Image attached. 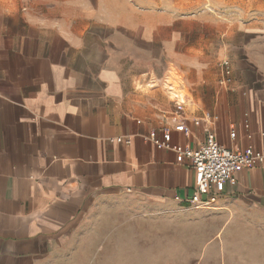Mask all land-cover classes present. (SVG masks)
<instances>
[{
	"label": "crops",
	"instance_id": "obj_1",
	"mask_svg": "<svg viewBox=\"0 0 264 264\" xmlns=\"http://www.w3.org/2000/svg\"><path fill=\"white\" fill-rule=\"evenodd\" d=\"M208 126L264 150V0H0V264H68L50 255L118 200L237 217L227 264H264V161L195 209L192 167L148 139Z\"/></svg>",
	"mask_w": 264,
	"mask_h": 264
},
{
	"label": "rangeland",
	"instance_id": "obj_2",
	"mask_svg": "<svg viewBox=\"0 0 264 264\" xmlns=\"http://www.w3.org/2000/svg\"><path fill=\"white\" fill-rule=\"evenodd\" d=\"M110 204L103 206L88 240L77 234L50 256L66 258L68 264H227V235L238 240L235 229L227 234V224L239 225L238 218L227 214L190 208L183 213L142 211L123 200ZM235 247L233 252L243 250L239 243ZM246 251L255 253L249 245Z\"/></svg>",
	"mask_w": 264,
	"mask_h": 264
},
{
	"label": "built area",
	"instance_id": "obj_3",
	"mask_svg": "<svg viewBox=\"0 0 264 264\" xmlns=\"http://www.w3.org/2000/svg\"><path fill=\"white\" fill-rule=\"evenodd\" d=\"M223 82L228 79L230 67L228 60H223ZM183 109V102L177 100L173 113L174 129L184 134H188L184 122L177 119L176 113ZM204 117L208 122L217 120L216 115L206 112ZM195 120V124H199ZM235 133L231 132L230 137ZM148 139L156 148H166L174 150L176 162L187 164L194 171V188L188 198L189 205L195 209H208L215 197L222 193L227 183L235 184L237 174L243 169L252 168L264 161V150H257L249 146L243 150L228 149L221 145L211 126L205 128V141L198 147L193 148L189 145H173L171 143V130L164 128L162 136L158 137L156 130L152 129L148 134Z\"/></svg>",
	"mask_w": 264,
	"mask_h": 264
},
{
	"label": "bare ground",
	"instance_id": "obj_4",
	"mask_svg": "<svg viewBox=\"0 0 264 264\" xmlns=\"http://www.w3.org/2000/svg\"><path fill=\"white\" fill-rule=\"evenodd\" d=\"M169 83H170V82H169ZM169 83H168V84H169ZM164 84H165V83H164ZM166 84H167V83H166ZM168 84H167V85H168ZM167 85H166V86H167ZM168 87H170V86L168 85ZM171 88H173V90H174V87H171ZM169 90H171V89H169ZM176 91H178V90H176ZM176 91L174 90V92H176ZM178 92H179V91H178ZM178 92H177V94H178ZM182 92H183V91H182ZM172 93H173V92H172ZM172 93H171V94H172ZM173 94H174V96H175V93H173ZM179 94H181V93H179ZM177 96H178V95H177ZM180 96H181V95H180ZM171 97H172V96H171ZM181 97H182V96H181Z\"/></svg>",
	"mask_w": 264,
	"mask_h": 264
}]
</instances>
